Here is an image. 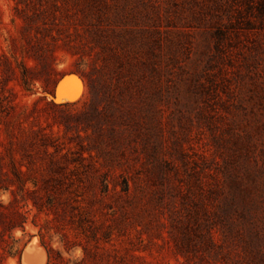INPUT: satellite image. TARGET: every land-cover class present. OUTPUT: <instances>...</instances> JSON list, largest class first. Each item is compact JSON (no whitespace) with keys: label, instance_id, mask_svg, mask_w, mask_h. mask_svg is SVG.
Returning <instances> with one entry per match:
<instances>
[{"label":"rangeland","instance_id":"1","mask_svg":"<svg viewBox=\"0 0 264 264\" xmlns=\"http://www.w3.org/2000/svg\"><path fill=\"white\" fill-rule=\"evenodd\" d=\"M261 5L0 0V264H264Z\"/></svg>","mask_w":264,"mask_h":264},{"label":"bare ground","instance_id":"2","mask_svg":"<svg viewBox=\"0 0 264 264\" xmlns=\"http://www.w3.org/2000/svg\"><path fill=\"white\" fill-rule=\"evenodd\" d=\"M59 87L60 91L56 94L54 100L58 98L57 103L72 102L75 101L77 95L81 94L83 88L79 85V81L74 76H67L63 78ZM44 260V254L41 250L31 249L27 247L22 254V264H42ZM46 260V259H45Z\"/></svg>","mask_w":264,"mask_h":264},{"label":"water","instance_id":"3","mask_svg":"<svg viewBox=\"0 0 264 264\" xmlns=\"http://www.w3.org/2000/svg\"><path fill=\"white\" fill-rule=\"evenodd\" d=\"M67 76H73V75H65V76L61 77L60 80L56 83V85H55V87H54V90H53V94H52V96H51V99H52L53 101H54V98H55L56 94L58 93V91L61 90V88L59 87V83H60V81H61L63 78L67 77ZM74 77H75V76H74ZM54 102H55V101H54Z\"/></svg>","mask_w":264,"mask_h":264},{"label":"trees","instance_id":"4","mask_svg":"<svg viewBox=\"0 0 264 264\" xmlns=\"http://www.w3.org/2000/svg\"><path fill=\"white\" fill-rule=\"evenodd\" d=\"M260 13H262L264 15V6L261 5L260 7ZM88 88L91 89V87L89 86V84H87ZM91 92V90H90ZM18 227H20V225H18Z\"/></svg>","mask_w":264,"mask_h":264}]
</instances>
